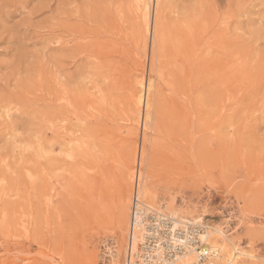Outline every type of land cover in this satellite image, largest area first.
<instances>
[{"label":"rangeland","instance_id":"rangeland-1","mask_svg":"<svg viewBox=\"0 0 264 264\" xmlns=\"http://www.w3.org/2000/svg\"><path fill=\"white\" fill-rule=\"evenodd\" d=\"M138 1L0 0V264H122L131 156L264 264V0Z\"/></svg>","mask_w":264,"mask_h":264},{"label":"bare ground","instance_id":"bare-ground-1","mask_svg":"<svg viewBox=\"0 0 264 264\" xmlns=\"http://www.w3.org/2000/svg\"><path fill=\"white\" fill-rule=\"evenodd\" d=\"M139 2L141 4L137 6L138 7L137 9H139L140 12L143 13L140 15L146 17V15H148L149 7H150L149 0L148 1L140 0L138 1V3ZM157 3L158 0H155L154 5L156 6ZM156 12H159V10H157ZM147 27L148 26H146V29ZM160 33H158L157 28L154 27V31L152 35H153V41L155 43L163 41L164 38L160 40ZM143 35H145V33ZM137 84L139 85V88L134 97V104L138 106L139 104L142 103V92L144 93L143 90L149 92L151 85L148 84V86L146 87L143 86L141 82H137ZM144 102L143 103L147 108L148 101L146 100ZM132 160L133 159L131 156L129 161L127 163L125 162L126 163L125 165L122 163L124 167L122 168L121 171H119L120 173H119L117 189H116L115 206L117 208V211H116L115 219H117V227L120 229L126 222L127 210H128V222L126 227L127 230H126V239H125L126 245L124 249L122 264H135L133 260V254L140 252L137 251L138 243L140 240H143L144 237H147V234L145 233V230L142 227H139V229L136 228V223L140 224L141 222V220L138 218V213L141 214L143 212H150L152 214L151 217L156 221H159L160 225L162 226L163 224L168 225L170 227V230L173 232L172 233L169 231L171 237L174 240L181 241V247L183 248V251L181 253H176L179 255H177L176 258L173 259L171 262H168L165 259H163L164 260L163 264H234L236 262L237 257L243 255L242 250L241 251L238 250L235 244L231 241V239L228 238L224 233H222L217 228H213L211 230L210 229L211 227L208 224H205L203 222L194 223L191 220H189V218L183 215L180 216L176 214V210L173 207L174 200L171 199V201L169 200L170 202L167 205H164L163 207L160 206L159 208H157L155 205L161 203V196L159 195V192L157 191V187L155 185L156 183L155 181H157L156 179H159L157 177L158 174L155 173V170L153 169V165L151 164L152 162L150 163L148 161H145L144 158H143V166L145 167V170L142 172L141 178L139 177L141 179V194L139 192V187H138L140 186V184H139L138 171H137L135 175L134 187L129 203V194L131 188L130 181H132L131 177H133L131 174L132 171H130L132 165L131 162H133ZM133 207L136 208L135 218L131 220L130 210ZM163 208L169 210L170 213L165 212ZM190 226L200 227L197 235L200 242L199 248H197L196 246H189V243L184 240L185 234L188 231V227ZM209 229L211 230V232H208ZM204 249L206 250V255L202 257L200 256V254ZM159 252L160 251H158V255L162 257V255ZM129 253L131 257L130 260H129ZM154 255L153 257H149V261H153ZM249 256L252 257L253 255L251 254ZM138 264H141V262H138Z\"/></svg>","mask_w":264,"mask_h":264},{"label":"built area","instance_id":"built-area-1","mask_svg":"<svg viewBox=\"0 0 264 264\" xmlns=\"http://www.w3.org/2000/svg\"><path fill=\"white\" fill-rule=\"evenodd\" d=\"M135 210L133 207L130 210V219L135 218ZM150 212L138 213V218L141 220L140 224L136 223V228L142 227L147 234V237H144L143 240H140L137 246V251L139 253L133 254V260L135 264L141 262V264H163L165 259L168 262H171L176 258V253H181L183 248L181 247V241L174 240L169 231L170 227L168 225H160L159 221H156L151 217ZM130 220V221H131ZM138 225V227H137ZM200 227H188V231L185 234L184 240L189 243V246L200 247V242L198 238V232ZM173 233V232H172ZM183 241V240H182ZM161 247V248H160ZM202 247V246H201ZM203 248V247H202ZM131 249V248H130ZM159 253L162 255L160 257ZM155 253V255H154ZM153 261H149V257H153ZM206 250H202L200 256H205ZM129 253V260H130ZM141 260V261H140Z\"/></svg>","mask_w":264,"mask_h":264}]
</instances>
